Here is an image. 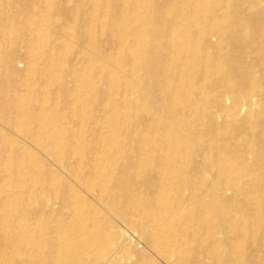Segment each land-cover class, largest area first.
I'll return each mask as SVG.
<instances>
[{
	"label": "bare ground",
	"instance_id": "obj_1",
	"mask_svg": "<svg viewBox=\"0 0 264 264\" xmlns=\"http://www.w3.org/2000/svg\"><path fill=\"white\" fill-rule=\"evenodd\" d=\"M174 1L0 0L2 264H264V0Z\"/></svg>",
	"mask_w": 264,
	"mask_h": 264
},
{
	"label": "rangeland",
	"instance_id": "obj_2",
	"mask_svg": "<svg viewBox=\"0 0 264 264\" xmlns=\"http://www.w3.org/2000/svg\"><path fill=\"white\" fill-rule=\"evenodd\" d=\"M185 1H187V0H181V1L180 0H175L174 4H176L177 6L181 5V4L184 5V4H186ZM19 9H21V7H19ZM26 21L28 22L29 29H30L29 32L27 31V33H30V36L35 37L36 41L40 40L39 37H41V36L45 37V38L48 37V32L45 31L43 26L39 25V23H34L31 20H26ZM98 27H102V24H98ZM209 38H210L211 42H213L214 40L217 42V39H218L216 34L213 35V33H211L209 35ZM23 39H24V35L20 32L19 34L12 36L9 39V41L4 42L3 45L6 46L7 49H10L11 47L21 43ZM215 41L213 43H215ZM9 44H10V46H9ZM56 50H57L56 54L59 57V59H64L67 55L70 54V52H71L72 55L73 54H75V55H80L81 54L77 50L76 43H74V40L72 39L71 35H69V34L65 35L64 37H62L60 39V43L58 44ZM133 52H134V50L132 51V53ZM22 64L23 63H20V65H22ZM132 100H135V96H132ZM256 101H258V94H252L250 100H246V105H244L243 108L244 107L246 108L247 106L250 107V106L254 105ZM231 104H232V100L229 99V98H224V100L222 99V101H218V99H216L214 97H211L210 98V102L207 103L206 106L209 107L210 110L214 111V110H217V109H222L224 107H227V106H229ZM184 108L187 109V105H184ZM187 193H189V189L188 188H187ZM124 229L131 230V228L127 224H125ZM133 239H134V237H133ZM104 251H105L104 247H100V249L95 251L96 253H94V254L88 253L87 257L89 259H88V263L87 264H91L93 261L95 262L97 257L100 256L101 254H103ZM0 264H2V262H0Z\"/></svg>",
	"mask_w": 264,
	"mask_h": 264
}]
</instances>
